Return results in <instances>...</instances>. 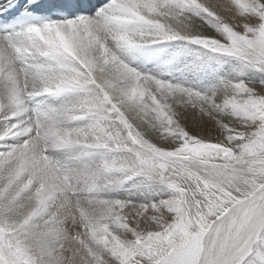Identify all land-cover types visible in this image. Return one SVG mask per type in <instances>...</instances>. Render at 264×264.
<instances>
[{
	"label": "snow or ice",
	"instance_id": "6c2138e0",
	"mask_svg": "<svg viewBox=\"0 0 264 264\" xmlns=\"http://www.w3.org/2000/svg\"><path fill=\"white\" fill-rule=\"evenodd\" d=\"M0 264H264V0H0Z\"/></svg>",
	"mask_w": 264,
	"mask_h": 264
},
{
	"label": "rangeland",
	"instance_id": "374dc122",
	"mask_svg": "<svg viewBox=\"0 0 264 264\" xmlns=\"http://www.w3.org/2000/svg\"><path fill=\"white\" fill-rule=\"evenodd\" d=\"M194 47L196 49L195 52L192 51V49H194ZM194 47L193 46H191V47L182 46L179 49H175V51H180V55L177 57V61H180L178 67H182L186 62L187 63L198 62V63H203L205 65L212 64L214 62V60H215L214 54L209 53L206 50L199 49L196 46H194ZM144 55L145 54H141V56H137L136 58L133 57L134 61L132 60L130 62L131 66L137 68V70H139L141 72L148 71V70L155 67V65L151 61L145 62L142 59V57ZM174 63H176V62H174ZM222 72H223V69H221V74H222ZM153 74H156V73H153ZM163 78L169 79L170 77L164 76ZM171 78H174L175 82H180V83L184 84L185 86L194 87L201 92H207L210 94L214 90L213 86L208 84L206 81L204 83H200L196 80H193L191 77H188L187 79H185L183 76H181L179 74L178 71L173 72ZM153 191L159 194L158 186L156 188H154ZM117 194L121 195V196H128L129 195V193L125 192V191H121L120 193H117ZM159 195H166V193L159 194ZM147 196H148V198H153V199L156 198V196L152 195L151 193L147 194ZM134 198L140 199L141 196H140V194H134Z\"/></svg>",
	"mask_w": 264,
	"mask_h": 264
},
{
	"label": "bare ground",
	"instance_id": "6f19581e",
	"mask_svg": "<svg viewBox=\"0 0 264 264\" xmlns=\"http://www.w3.org/2000/svg\"><path fill=\"white\" fill-rule=\"evenodd\" d=\"M92 2L93 3H96V4H99V3H101V2H103V0H92ZM182 46H187V47H191L192 45H184V44H181V43H177V45H175V46H173V48L171 49V51H175V49H179L180 47H182ZM194 47V46H193ZM185 49V48H184ZM195 47H194V49H192V51H194L195 52ZM206 52V51H205ZM141 54H145V55H147V53H134V54H132V55H130V56H128V57H126L125 59H126V61L127 62H131L132 60H133V57H137V56H141ZM134 61V60H133ZM180 62V61H179ZM131 65V64H130ZM147 69V68H146Z\"/></svg>",
	"mask_w": 264,
	"mask_h": 264
}]
</instances>
